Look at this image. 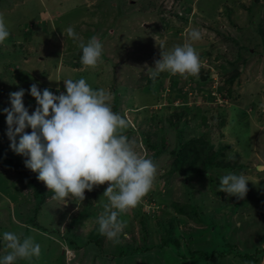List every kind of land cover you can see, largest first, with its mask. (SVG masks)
Returning <instances> with one entry per match:
<instances>
[{
    "label": "rangeland",
    "instance_id": "374dc122",
    "mask_svg": "<svg viewBox=\"0 0 264 264\" xmlns=\"http://www.w3.org/2000/svg\"><path fill=\"white\" fill-rule=\"evenodd\" d=\"M140 1L142 4L139 6L142 9L156 4V1L157 7L162 10L161 15L170 17L171 13L176 12L188 17V22L184 25L180 36L177 35L176 30L167 31L161 22L151 20L156 12L145 13L142 9L138 11L140 7L134 6L135 3L130 0H124V7L119 0H0V15H3L10 30V37L5 44L0 45V110L10 107L11 92L23 88L26 90L23 102L31 114L37 107L35 98L28 92L33 83H38L41 90L49 88L54 94L59 95L61 92H66V89L57 91L60 85L63 86V80L77 81L84 78L94 90L105 89L111 94L112 110L128 121V127L122 134L128 137L138 153L155 160L158 173L153 191L156 192L164 176L167 175L170 164L168 152L175 149L179 141L194 136H202L208 143L206 149H201L203 155L222 149L231 160L234 154L238 153L240 160L250 161L249 167H244L241 173L247 174L250 180L253 175L255 180L259 179L253 183H259L264 178V173H255V166L264 163V57H261L264 56L262 33L264 0ZM187 5L191 6V10L187 11ZM249 5L253 7L254 14L250 13L252 19L247 21L248 11L245 8ZM154 7L157 9L155 5ZM130 9L132 12L129 11ZM45 11L51 17L50 24L42 18L43 14L44 16L47 14ZM130 12L127 20L116 21L121 18L120 13L128 15ZM237 16L238 21L234 19ZM174 20L180 24V21ZM243 24L240 30L236 28ZM52 27L54 31H51ZM69 27L74 28L79 39L74 40L68 36ZM193 29L200 31V40L189 39V33ZM40 30H43V33H40L39 37L50 39L51 46L53 42H57L56 45L60 46L61 51L58 52L60 58L56 67H53L52 63H46L44 67V59L40 55L25 57L18 52H8L15 45H17L16 49L24 50L25 44L26 49L32 50L29 54L33 55L38 43L26 45V39L34 35L32 37L34 40L36 38L34 32ZM112 30L114 33H110ZM231 34H235L238 40L235 44L231 42ZM227 36L230 38L228 42L223 40ZM92 37H96L103 45L101 62L94 68L84 66L81 58L77 56L82 51L79 44L81 42L86 44ZM184 43H192L201 55V64L209 66L210 73L205 72L206 74L202 76L204 80L199 77L194 81V76L189 75L184 78L169 72L167 75H163L162 72V79L159 77L153 79L148 71L143 72L148 70L152 63L161 59L162 52L170 51ZM205 52H210L211 59L205 56ZM219 64H223L230 71L228 73L235 76L232 91L236 94L231 101L222 97L221 91L217 90V88L225 90L226 81L220 82V76L228 75L215 67ZM55 68L57 70L54 72ZM42 69L48 74L53 71L51 75L53 78L49 75H40ZM56 75H59L57 79ZM176 78L180 82L172 87L171 83ZM49 79L54 80L55 84H48ZM202 85L207 87L203 88ZM209 93L213 98L216 97L214 101L213 98H209ZM183 96L185 99H182ZM173 114L179 115L180 118ZM0 118V147L6 146L1 149L9 156L10 163L14 161L20 165V162L26 158L14 153L10 147L7 149L10 140L6 135L7 126H4L5 131L3 127L1 128V124L6 121V115L2 111ZM196 123L200 126L194 130ZM26 131L31 132V129ZM202 131H205V134L200 135ZM152 132L158 138L162 136L158 141L160 146H169L166 153L156 157L155 150L148 144L155 139ZM227 145L230 147H226ZM9 162L7 159L0 161V233L11 231L21 239L31 236L41 246V254L38 258H33L31 261L18 260L17 264H207L203 259L190 258L186 253L198 249L202 251L221 249L220 245L225 250L226 244H234L237 253L235 257L234 254L223 256L220 264H230V262L256 264L250 258L246 260V255L254 258L257 255V264H264L263 192L257 194V197H252L248 191V196H245L241 203L247 204L243 206L247 208L244 211L233 213L227 210L224 215L221 209L218 213L214 210L212 207L215 206L214 203L209 204V207L205 206L206 210L213 209L216 213L217 218L210 217V220L215 224L220 220L222 227H219L220 232L216 233L217 237L211 234L209 237H203L201 243L197 240L188 242L190 237H187L185 243L188 249L191 248V250L186 248L188 251L182 248L186 247L183 241H177L182 246L180 252L186 254L185 256L176 255L175 243L167 245V251L156 248L162 227L156 226L158 219L155 216L161 215L160 210L163 206L158 205L157 208V203L147 197L146 200L141 201L142 212L153 213V216L147 219L146 225L142 226L148 230L149 239L146 236L145 241L133 240L132 237L130 238V231L128 234L131 222V227L135 225L134 215H138L141 210L137 206L120 214L125 227L119 236V243H114L108 238L104 243H87L93 230L90 226H86L83 230L84 227L80 225L76 236L79 238L78 245H69L61 239L63 236L66 237L62 221L66 220L67 212H72L76 208L72 199L66 198L65 204L63 200L55 199L53 191L49 193L48 188L41 181L38 187L43 194L34 195V187L25 186L24 178L18 175L15 167L10 166ZM162 166L165 168L163 169ZM28 171L37 178L38 173L30 169ZM233 171L229 173H234ZM161 174L163 178L160 177ZM29 177L31 181L32 177ZM178 177L181 178L180 175ZM30 181L26 177V182ZM178 185L179 183L175 191L181 190ZM104 186L106 190L109 186L108 182H105ZM99 190L100 188L97 189ZM41 196H44V200H39ZM207 196L209 197L208 194ZM225 196L230 199L227 207H232L230 203L235 201V196L223 192L221 197ZM210 197L216 198L213 193ZM176 199L183 200L182 196ZM196 200L199 202L201 199ZM215 202L221 203L220 199ZM103 204V207L101 204L89 207L84 216L87 217L94 211L95 214L104 212V207L109 201ZM228 213L233 214L228 217ZM30 221L39 224L42 228L30 227ZM194 222V220L186 221L188 226L180 225V229L187 233L190 232L187 228L198 229ZM57 226H59V234L47 233ZM43 228H46V231H42ZM137 246H140L139 250H136ZM5 254L7 250L3 244H0V255ZM215 263L219 264L217 261H211V264Z\"/></svg>",
    "mask_w": 264,
    "mask_h": 264
},
{
    "label": "clouds",
    "instance_id": "9594fccd",
    "mask_svg": "<svg viewBox=\"0 0 264 264\" xmlns=\"http://www.w3.org/2000/svg\"><path fill=\"white\" fill-rule=\"evenodd\" d=\"M67 33L74 40L79 39L74 28L69 27ZM9 37L8 25L0 15V45ZM189 39L200 40V31L191 30ZM79 47L82 50L79 59L84 66L94 68L101 62L103 45L96 37L86 44L81 42ZM149 69L153 79L162 72L187 78L198 75L201 60L193 44L184 43L162 52L155 67ZM63 81L66 92L59 95L49 88L41 90L38 83L30 86L28 92L37 103L31 114L23 102L25 89L9 94L10 107L0 110L6 115L9 147L26 158L25 167L38 173L37 179L64 204L66 198L82 202L86 190L91 192L94 186L108 182L104 195L108 196L109 204L98 217L99 232L119 243L125 227L120 214L137 207L151 191L157 165L150 157L138 153L122 134L128 121L112 110L108 91L94 90L84 78ZM29 128L31 132L26 131ZM255 171L264 173V163L257 164ZM249 181L247 174L228 173L220 178V191L243 199ZM0 244L7 250V254L0 255V264L31 261L41 254V246L33 237L21 239L11 231L0 233Z\"/></svg>",
    "mask_w": 264,
    "mask_h": 264
},
{
    "label": "trees",
    "instance_id": "16d2710c",
    "mask_svg": "<svg viewBox=\"0 0 264 264\" xmlns=\"http://www.w3.org/2000/svg\"><path fill=\"white\" fill-rule=\"evenodd\" d=\"M119 1H121L122 7H124L125 6V4H123L124 0H119ZM130 1H132L133 4L135 3L134 6H137V7L142 4V1H140V0L139 1L130 0ZM151 1L153 2L154 0H151ZM155 3L157 4L156 1H155ZM156 4H152L151 6H147L145 9L144 8L142 9L139 6L140 8H138V11H141V9H142V11H144L145 13H151L153 11L156 12L155 15L153 16V19H151V20H154L155 22H161L164 25L163 28L167 29V31L173 32L174 30H176L177 35L180 36L181 32L184 29V25H186L188 22L187 21L188 17H186V16L184 17L182 14H178L176 12L171 13L170 17H169V15L163 16V15H161L162 10L160 8H158ZM154 5L157 7V9L154 7ZM160 7H161V5H160ZM186 9H187V11L191 10V6L187 5ZM245 9H246V11H248L247 12V21L248 20L250 21V19H252V16L250 15V13H253V11H252L253 7L251 5H249V7L245 8ZM148 10H150V11H148ZM129 11H131V9ZM45 12H47V11H45ZM124 12H126V10ZM131 12L128 15H126L127 13H123V14L120 13L119 15L121 18L116 19V21L117 22H123V21L127 20V18H129V16H130ZM171 17H172V19H171ZM42 18L44 21H46V20L49 21V24H50L51 17L49 16L48 12L45 16L43 14ZM174 19L180 21V24H177ZM234 19L237 20L238 16L235 17ZM140 24H141V22H140ZM242 26H244V24L240 25L239 27L237 26L236 28H238V30H240L242 28ZM118 28L120 31H122V29L120 27H118ZM54 30L55 29H53V27H52L51 31H54ZM238 30H236V31H238ZM38 32H34L36 35L35 36L36 38L34 40L32 39V37H34V35H31L30 38L27 37V39H26V41H27L26 45H28L29 43L30 44L38 43V47L35 50H33V55L31 53L29 54V51H32V50H29L28 48L26 49L25 44H24V50H22V48L19 50L16 49V46H17V45H15V44H17L16 41L14 44L15 47L12 50H8V52L9 53L18 52L20 54H23V56H25V57L39 56L40 55L44 59V67H45L46 63H52L53 67H56L57 66V60L60 58V56H58V52H60V50H61L60 46L56 45L57 42L56 43L53 42L52 43L53 47H52L51 43L49 42L50 39H45V38L43 39V37H39L40 33H43V30H40ZM110 33H114V30H112ZM262 33L264 35V29H263ZM12 36H13L12 38H14V35H12ZM12 38H10V39H12ZM165 38L167 39V36ZM230 38H231V42L233 44H235L238 41L235 38V34H231ZM230 38H228V36H227V37L223 38V40H226L228 42L229 41L228 39H230ZM57 39H58V37H57ZM10 44H12V43H10ZM198 49H200V48H198ZM254 53H256V52H254ZM258 54H260V53H258ZM77 56L81 57L82 51ZM200 56L201 55H199V57ZM205 56L207 58L211 59L209 57L210 52H205ZM261 57H264V56L262 55ZM62 59H63V57H62ZM155 63H156V61L154 62V64L152 63V65H150L149 68H154ZM208 67H209L208 65L201 64V70L198 73V75H196L194 77L192 76L194 81H196L197 78H199V77L202 78V76L204 74H206L205 72L210 73L208 70ZM215 67H218L220 72H223V74H228V75H221L220 76V82H223V80L226 81L225 90L224 89L219 90V88H217V87H214V89L217 88L218 91H221L222 97H225L226 99L231 101L232 98L234 97V94H236V93H233V91H232L233 80H234L235 76H234V74L228 73L230 71H228V68H226L223 64L215 65ZM149 68H148V70H143V72L148 71V73L151 75L152 70ZM44 69H42L41 71L39 70L40 75L51 76L53 74V71H51V73L48 74L47 72H45ZM56 70L57 69L55 68L54 72ZM163 75H167V72H163ZM58 77H59V75L56 77V79ZM157 77L162 79L161 77H163V76L160 73L159 76H157ZM177 78L171 83L172 87L177 86L179 84L180 81H177V80H179ZM51 79H49V82H47V83L50 85L55 84V82H53L54 80H51ZM204 79L205 78H202V80H204ZM184 80H186V79H184ZM208 80H210V79H208ZM64 87H65V84L63 83V86L61 87V85H60L59 88H57V91L58 92H60L61 90L63 91L64 89H66V87L65 88ZM202 87L206 88L207 86L202 85ZM200 90L202 92L204 91V89H200ZM213 94H215V93L213 92ZM212 96L213 95L210 94L209 98H213ZM215 98L216 97H214L212 99V101H214ZM182 99H185V96H183ZM145 108H148V107H145ZM174 116L180 118V116L177 114H175ZM5 125H6V121L3 123V125L1 124V128L3 127L4 131H5V128H4ZM199 126H200V124L196 123L195 126L193 127V129L196 130V129H198ZM204 132L205 131H202L200 133V135L205 134ZM152 134L154 135L155 139L153 142L148 140L149 141L148 144L152 149L155 150L154 156L156 157V155L159 156L162 153L163 154L166 153L167 150L169 149V146L163 147V146H160V144L158 143V141L162 138V136H159V138H158L154 132H152ZM197 137L198 136H194L193 138L190 137V138H186L183 141H179L176 148L171 149L170 152H168V160H169L170 164H169V168H167L168 169L167 175L164 176V178H163L162 174H161L160 177L163 178V182L161 183L160 187L156 190V192L151 189V191H149V193L143 198V200L144 199L146 200V197H147V199H149L150 201H155L157 203L156 204L157 208H158V205L163 206L162 209L160 210L161 215L155 216V218L158 219L155 223L156 226L162 227L160 234H159V240H158L156 248L165 249L167 251V249H166L167 245H170V244L172 245L173 243H175L176 249H177L176 255L179 257L184 255L183 253L180 252V250L182 248L184 250L188 249V247L185 243V240L187 239V237H190L188 239V242H191L192 240H193V242H196V240H197L198 243H201L200 240H202L203 237H206V236L209 237L211 234H214L216 237L218 236L216 233L220 232L219 230L222 227V224L220 223V220H219L220 224L219 223L215 224L213 220H210V217L217 218L215 216L216 213L214 210H216L218 213V211L221 209V212L225 215V211H227V210L235 213V212H238L239 210L244 211L247 209V208H243V206H245V205L247 206V204H241L242 201L245 199V197L243 199H238L237 197H234L235 201H232V203H230V206H232V207H230V208L227 207V202H229L230 199L227 198V196L221 197V194H223V191H220V178L219 177L220 176L223 177V173H225L224 175H226L232 170H234L233 172L235 174H241V170H243L244 167H249V163H251V162L248 160H246V162L244 160H240L238 153H235L234 158L231 160L228 158L227 153L223 152L222 149L214 150L210 153H206L203 155V153H201V149H206L205 146H207L208 143L202 136H201L202 138L201 137L197 138ZM2 147H0V161L7 159L9 162L10 161L9 156H7V154L5 153L4 150L2 151V149H3ZM5 147L6 146H4V148ZM226 147H230V146L227 145ZM8 148H9V145L7 146V149ZM24 160H22L20 162V165H18L14 161H11V163L9 162V165L15 167L18 175L24 178L25 186H30L32 188L34 187L33 188L34 189V191H33L34 195H42L43 191L38 187V185H40L42 181L40 182V180L35 178V175L29 174V171H28L29 169L25 167ZM162 167H163V169L165 168V166H162ZM165 171H166V169H165ZM255 173H257V172L255 171ZM179 175L181 176V178L178 177ZM29 176L32 177L31 181H30ZM26 177H27V180H29L30 182H26ZM162 178H161V180H162ZM257 180H259V179H257ZM257 180H255L253 178V175H252L251 181H249V183H248V189H249L248 191L250 192L252 197H257V194L259 195L261 192L264 193V178H262L261 179L262 181L260 180L259 183L255 182V184H254L253 181H257ZM42 183L44 186H46L44 182H42ZM177 183H179L178 186H180V189H181L180 191H179V189H177V191H175V189L177 188V186H176ZM104 184L101 186H99V185L94 186V188L91 192L86 190L85 191V199L82 202L77 198L72 199L73 205H74V207L76 206V208L73 209L72 212L71 211L67 212L66 213L67 214L66 220L62 221L64 223L62 225L63 232H65L66 237L63 236L64 238L61 237V239L65 243H67L69 245L70 244L78 245L77 241L79 240V238H76V236H77L78 231L80 230V227H79L80 225H82L84 227L83 230L86 229V226H90V228L93 230L91 232V234L89 235L90 238L87 240V243H93L94 242L95 244H98V242L104 243V241L107 240V237L102 235L99 232L98 217L103 212L100 214H95V211H94V212L89 213V214H91V216H89V214L87 215V217L84 216L85 213L89 210V207H92L95 204L96 205L101 204V207H103L104 206L103 203L109 201V198L106 197V195H104V192H105ZM98 188H100L99 191H97ZM47 190L49 191V193L52 192V190H49V189H47ZM211 193L215 194L216 198H214V197L211 198L210 197ZM207 194L209 195L210 199L207 196ZM179 196H182V198H183L182 201H180L179 199H176V197L179 198ZM200 196L202 198H198ZM246 196H248V192H247ZM196 199H201V200L198 202ZM218 199H220V201H221L220 204H217L215 202V201H218ZM39 200H44V196L39 197ZM211 203L215 204V206H212L214 208V210L209 209V208H208V210H206L205 206L208 205L207 207H209L210 205H212ZM138 206L141 208V210H140L138 215L137 214L134 215L135 218H133V221H134L135 225L133 227H131L132 226V222H131L130 228L128 230V234L130 231L129 235H131L130 238L132 237L133 240L142 239L145 241L146 236L149 239V232L142 225L143 224L146 225L147 219L151 218V216H153V213L146 214L145 212H142V206L143 205L141 202L138 204ZM153 208L154 207L152 206V209ZM232 214L228 213L227 215H228V217H230V216H232ZM64 216H66V215H64ZM136 218H139V219H136ZM192 220L195 221L194 224L197 225L198 229L191 230L190 228H187V230H190L189 233L180 229V225L186 226L187 223H185V222L186 221H192ZM30 223H31L30 227L34 226V227H37L39 229L42 228V226H40L39 224H35V222L32 223L30 221ZM58 227L59 226L55 227L53 230L47 229L48 230L47 233L58 232L59 231ZM226 227H227V224L225 225V228ZM42 231H46V228H43ZM58 234H59V232H58ZM179 240L183 241V244H185L186 247H182L177 242ZM226 246L227 247L225 250L222 248V245H220L221 249H212L211 251H202V250L198 249L196 251L188 252L186 254L188 256H190V258H193V259L201 258L207 264H211V261H217L220 264L222 262L223 256H226L227 254H234V257H235V255L237 253V248L235 247L234 244L233 245L226 244ZM180 247H182V248H180ZM139 249H140V246H137L136 250H139ZM146 250H148V248ZM188 250H191V248ZM231 252H233V253H231ZM248 258H250L252 262H254V263L256 262V264H257V262H258L257 255H255V258L250 257V255L249 256L246 255V260H248ZM174 263H176V262L174 261ZM230 264H233V263L230 262Z\"/></svg>",
    "mask_w": 264,
    "mask_h": 264
},
{
    "label": "crops",
    "instance_id": "0c3cea01",
    "mask_svg": "<svg viewBox=\"0 0 264 264\" xmlns=\"http://www.w3.org/2000/svg\"><path fill=\"white\" fill-rule=\"evenodd\" d=\"M57 37H58V39H57V40H59V34H57Z\"/></svg>",
    "mask_w": 264,
    "mask_h": 264
}]
</instances>
